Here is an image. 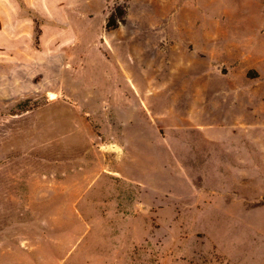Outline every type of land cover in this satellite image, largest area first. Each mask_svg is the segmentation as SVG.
<instances>
[{
	"label": "rangeland",
	"instance_id": "1",
	"mask_svg": "<svg viewBox=\"0 0 264 264\" xmlns=\"http://www.w3.org/2000/svg\"><path fill=\"white\" fill-rule=\"evenodd\" d=\"M261 31L264 0H0V264H264Z\"/></svg>",
	"mask_w": 264,
	"mask_h": 264
},
{
	"label": "crops",
	"instance_id": "2",
	"mask_svg": "<svg viewBox=\"0 0 264 264\" xmlns=\"http://www.w3.org/2000/svg\"><path fill=\"white\" fill-rule=\"evenodd\" d=\"M129 27H130V29H128V30L124 29V28H129ZM169 28H161L160 30L156 31L157 32L156 35L160 38H164L166 40V43H168V45H171V47H175V45H178L179 41H181V37H183V36H180L177 34V37L170 38V35H172L173 33H172V30H170ZM129 30H132L131 26L129 24L128 25L124 24V25H121L119 27L111 29L110 31L107 32L108 39L106 36V39L104 40V42L100 44L101 47L98 48L102 52V54L104 55L105 60H107V61L112 60L113 62H115L117 60L118 62H120L121 68L123 69L124 73H126V75L131 72V70H130L131 62L135 63V59L137 60V58L135 56L136 49L132 44L134 42V39L136 38V35H134L133 32H139V33L143 32L140 29L136 30V28L133 29L131 33H129ZM178 32H179V30H178ZM200 32H201L199 35L200 39L197 41V44H198V47L200 49L205 51V53H207V51L205 49L206 45H209L210 51L213 52L214 54H217V53L224 54V50H222V46H223L222 41L224 40L223 41L224 46H228V44L231 45L234 42L233 39L236 38L234 36L228 35V29H226V28L218 29L216 26L209 27V29L201 30ZM261 32L263 33L264 31H261ZM112 36H115V40H111ZM172 36H174V35H172ZM237 38H240V37L238 36ZM260 39L261 40H259V43L263 44L264 43V36H262ZM172 40H174V41H172ZM117 46L120 49V51L122 49L123 51H125L127 53V57L125 58V60H121L119 58V56L117 54V50H116ZM213 46L215 48L221 47V49L214 51L213 49H211ZM108 50L113 52V56L111 58L110 57L108 58V55H109ZM257 50H258L257 56H256L257 60L252 64L253 68L257 72V77H255L254 80H258L261 82V84H259L260 86L257 85V87L259 86L258 87L259 89H256V93L259 96H264V92H261L262 86L264 87V68L259 66V63H261V64L264 63V47H260ZM106 52L108 54H106ZM226 53H228L231 57H233L235 59H238V57L240 55V53L236 55L234 52L229 51V49H227ZM209 54H210V52H209ZM241 54L244 56V58H250L249 55H246L243 52ZM205 56L202 59L203 62L205 61ZM126 65H128V67ZM134 90H136L135 87H134Z\"/></svg>",
	"mask_w": 264,
	"mask_h": 264
},
{
	"label": "trees",
	"instance_id": "3",
	"mask_svg": "<svg viewBox=\"0 0 264 264\" xmlns=\"http://www.w3.org/2000/svg\"><path fill=\"white\" fill-rule=\"evenodd\" d=\"M120 16L118 19H116L115 14H111L110 17L108 18L107 22H106V28H114L116 27L118 22H123L124 20V11L121 10L120 12Z\"/></svg>",
	"mask_w": 264,
	"mask_h": 264
}]
</instances>
